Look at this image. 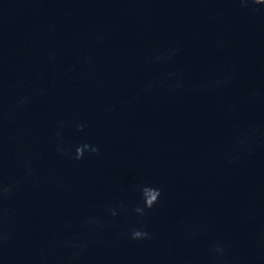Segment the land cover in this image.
Here are the masks:
<instances>
[{"label": "clouds", "instance_id": "1", "mask_svg": "<svg viewBox=\"0 0 264 264\" xmlns=\"http://www.w3.org/2000/svg\"><path fill=\"white\" fill-rule=\"evenodd\" d=\"M242 8H248L249 5H264V0H238ZM259 10V9H257ZM174 54L173 52H166L156 57L159 60H167ZM232 79L231 76H226L224 80H217L213 83V86H218L223 83H228ZM178 87L180 85H177ZM150 87V86H147ZM147 87L145 90H147ZM30 96H21L17 99L15 108L19 110L23 108L29 101ZM3 101L2 94H0V126H2L3 121L11 116V112L5 113L3 110ZM63 127V122H60L58 125V130L56 131V136L59 139L61 136V131ZM85 125L82 123L76 124V130L82 132ZM246 143V138H238L236 141V148L243 146ZM57 152L61 155H69L74 160H82L85 157V154L89 155H99L100 148L98 145H93L87 142L80 143L76 145L74 153L70 149H65L60 144L57 145ZM235 150V149H234ZM26 173L30 176L32 174V169L30 167V162H25L24 164ZM19 188V182H5V180L0 176V249L3 248L4 244L9 240L11 236L10 230V220L11 212L9 209L4 207V202L11 197V195ZM138 191L140 193L141 202L138 203L132 212L137 216H146L147 210H151L156 204L159 203V199L162 195L161 189L154 187L149 184H141L138 186ZM111 217H116L119 212L127 211V206L121 204L119 206V211L116 207L108 209ZM82 223L86 225L90 230L96 232L100 227H102L105 221L97 217L89 216L85 218ZM129 239L133 241H142V240H151L153 239L152 234L147 230V227L144 225L132 226L128 229L126 233ZM59 246L68 251L69 255L63 258L62 264H71L72 261H75L81 256L84 250L88 247V243L81 241L78 238L65 239L62 241H55ZM213 253V259H223L226 256V248L220 244H214L211 249ZM44 250L42 249L40 254L37 256V261H40L43 258ZM226 264V262H225Z\"/></svg>", "mask_w": 264, "mask_h": 264}]
</instances>
